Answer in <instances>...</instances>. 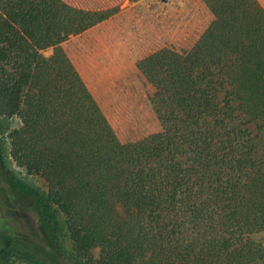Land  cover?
I'll return each instance as SVG.
<instances>
[{
    "label": "trees",
    "instance_id": "obj_1",
    "mask_svg": "<svg viewBox=\"0 0 264 264\" xmlns=\"http://www.w3.org/2000/svg\"><path fill=\"white\" fill-rule=\"evenodd\" d=\"M125 1L0 0V117L44 227L73 264H264V8L154 0L145 30Z\"/></svg>",
    "mask_w": 264,
    "mask_h": 264
},
{
    "label": "rangeland",
    "instance_id": "obj_2",
    "mask_svg": "<svg viewBox=\"0 0 264 264\" xmlns=\"http://www.w3.org/2000/svg\"><path fill=\"white\" fill-rule=\"evenodd\" d=\"M153 1H125L121 13L146 30L148 17L145 18L143 12L151 14L157 6ZM158 1L161 4L174 2L186 8L199 3V0ZM151 24L157 26L156 20ZM74 38L72 36L70 39ZM161 41L168 43L165 35ZM51 51L47 49L44 52L49 54ZM241 123L247 122L241 120ZM19 125L20 119L16 116L0 117V236L5 231L16 249L4 264H73L74 248L70 239L66 235L53 239L43 225L39 203L47 192L46 182L39 176L29 174L11 157L9 133ZM247 128L254 135L258 133L253 123H249ZM251 238L263 241L264 231L252 234Z\"/></svg>",
    "mask_w": 264,
    "mask_h": 264
},
{
    "label": "crops",
    "instance_id": "obj_3",
    "mask_svg": "<svg viewBox=\"0 0 264 264\" xmlns=\"http://www.w3.org/2000/svg\"><path fill=\"white\" fill-rule=\"evenodd\" d=\"M126 1H128V0H126ZM129 1H131V0H129ZM258 1L261 4V6L264 8V0H258Z\"/></svg>",
    "mask_w": 264,
    "mask_h": 264
}]
</instances>
